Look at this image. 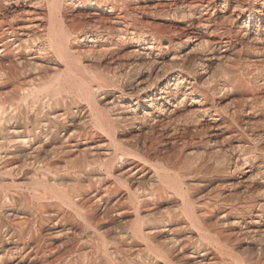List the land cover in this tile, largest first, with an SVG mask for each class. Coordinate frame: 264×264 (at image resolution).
I'll return each instance as SVG.
<instances>
[{
    "label": "rangeland",
    "instance_id": "rangeland-1",
    "mask_svg": "<svg viewBox=\"0 0 264 264\" xmlns=\"http://www.w3.org/2000/svg\"><path fill=\"white\" fill-rule=\"evenodd\" d=\"M121 1L127 5L129 17L111 24L122 15ZM15 3L1 6L2 13L22 18L16 24L30 22L25 18L33 16L28 13L31 10L41 14L44 20L37 22L46 25V5ZM86 4L80 10L69 9L66 15L76 14L75 19L80 18L88 29L102 23L128 31L119 41L104 38L97 46L101 53L83 55L82 60L86 76L110 80L123 75L115 77L113 86L96 93L94 105L99 115L114 125L124 160L114 161L108 172L99 170L94 188L76 189L72 195L78 205L88 206L95 220L90 224L78 216L61 218L52 209L53 200L42 202L48 206V214L36 219L27 210V202L38 205L27 198L34 173L31 165L14 170L16 174L1 175L0 197L13 194L16 200L6 203V208L26 219L29 224L18 229L26 231L28 226L30 232L25 239L29 245L21 251H15L16 243H10L8 236L0 240V263L264 264V212H260L264 208V0H93ZM112 4L117 8L109 13ZM187 36L191 38L186 40ZM158 44L160 48L155 47ZM150 46L153 49H147ZM0 52V62L12 65L9 51ZM48 53L18 58L25 59L15 67L18 82L40 74L52 76L54 70L43 66L53 61ZM174 79L179 82L175 88L171 86ZM166 80H171L169 104L159 107L158 101V106H152L153 122L151 118L124 125L115 122L116 115H130L117 103L135 106L137 112L146 105L135 91L137 86L157 82L156 98ZM7 84L0 87L2 103L13 96V88ZM44 101L39 100L38 108L28 111L30 120L54 112ZM72 110L74 114L66 120L71 131L81 132L84 124L87 131L83 134L89 136L78 140L80 147H95L92 151L98 154L88 152L85 157L110 152V137L94 125L87 103ZM158 119L162 121L157 123ZM48 146L40 150L46 163L51 160ZM158 184L165 193L144 195ZM131 193L138 195V200H132ZM8 212L0 214L2 235L19 219ZM137 227L145 233L143 238L136 233ZM39 233L42 247L32 250L31 237Z\"/></svg>",
    "mask_w": 264,
    "mask_h": 264
},
{
    "label": "bare ground",
    "instance_id": "bare-ground-1",
    "mask_svg": "<svg viewBox=\"0 0 264 264\" xmlns=\"http://www.w3.org/2000/svg\"><path fill=\"white\" fill-rule=\"evenodd\" d=\"M12 1L16 2L15 5L17 6L19 5L18 3H23L22 5H25L24 4L25 2L29 3V5L32 6L35 2H40L41 3V4L39 3L40 5H42V3L44 4V6L46 5L47 8V16H46L47 22L45 21L46 25L42 26L41 22L40 23L37 22V21H41L42 19L44 20V18L43 16H41V14L40 15L35 14L31 10L30 11L27 10L26 13L29 11L28 13L29 14L31 13L33 16L25 18V22L26 21L27 22L30 21V22L24 25H19L20 23L16 24L17 20L18 19L20 20L21 17L18 18L19 16L14 17L15 15L14 16L9 14L6 15L5 13H2L3 6H1V4L3 5L4 3L6 4ZM89 1H93V0H0V51L2 50L4 51V53L5 51H9L10 57L12 58L10 63L12 65H15L14 67L12 65L7 67L5 65H8L9 63L7 64L6 61H5L6 63L0 62V87L2 86L4 87L5 84L9 83L13 88L12 99L9 101L4 100L3 103L2 101L0 102V125L3 124L0 129V177H2L1 175L10 176L14 170H17L25 165H31L33 167L34 173L30 175L31 176L30 182L28 181L29 184L27 187V191H28L27 198H30V200H32L33 202L34 201L37 202L38 205L36 207L35 206L33 207L32 204L28 203L27 201L26 202H27V210L29 212H32L35 215L36 219L38 218L40 219V217L44 215L46 216V214H48L47 213L48 206L42 202L44 201L46 202L47 200H53L52 209H54L55 214H58L59 216H61V218L71 219V217L73 216H78L79 218L85 219L86 222L90 224L93 215L89 213V211H87L86 208L88 206L86 207V205H80L81 203L78 205L76 201H73L72 195L76 192V189H83V187H87L89 189L94 188L96 186V182L98 181V177H99V176L98 177L95 176V174L99 170L103 169L106 172H108L114 161L122 162L124 160L123 158L125 154L123 153V151H120V149L118 148V142L115 139V135H114L115 133L113 130L114 125L110 124L104 117H101L94 105L96 93L100 91V89L102 88H106V87L109 88L110 86H113L114 81H116L117 78H119L120 76L122 77L123 75L120 74L118 76H115L114 74H112L114 76L110 80L97 78L93 76L91 77L86 76L83 71L82 60L84 56L88 57L92 53L95 54L96 52L101 53L102 50L99 51L100 48L98 49L97 46H98V42L102 41L104 38H108L110 41L112 39L113 40L116 39V41H119L120 39H123L124 33H127L128 31L127 30L123 31L122 29H119V27H115V26L109 27L108 26L109 24L108 25L102 23L96 24L95 22H94L95 23L94 26H92L93 28L91 27V29H88L86 25H84L83 21L79 20L80 18L78 19V21L75 19L76 14L75 15L71 14L70 16L66 15V12L69 9H74V8H77L78 10L83 9V3L87 5L86 3H88ZM101 4L96 2V5L98 7ZM121 4L122 6L120 9L122 11V15H118L119 19L117 20H111V24L113 23L117 25L123 23L120 20H124V19L126 20L129 17L127 5L125 4V2L122 1ZM179 6L180 7L183 6V3H181ZM196 6H198V4H196ZM115 8H117L116 5L112 4L109 7L108 12L109 13L113 12ZM174 11L173 13H175ZM78 15L82 16L80 13H78ZM198 24L200 26L204 25L201 23ZM84 26L87 29L83 28ZM89 26H91V24H89ZM190 38L191 37L187 36L186 40H189ZM155 47L160 48L161 45L158 44L155 45ZM147 49L151 50L153 49V47L150 46ZM38 52H46V53L49 52L48 53L50 54V56L48 55L49 58L53 57V61L51 60L52 62L48 61L43 66L51 68L52 72L54 70L53 72L54 74L49 72L53 75L49 76L48 74L45 73L47 76H41L40 74V76L35 75L33 77L27 74L29 78L26 77L27 79L21 81L19 80L20 82H18L17 80L18 76L16 77L15 75V71H16L15 67L16 65L18 66L20 63H22V61H25V59L22 61L20 60L18 61L17 59L18 58L20 59V57L22 56L24 57L29 56L31 53L37 54ZM40 58L37 57V59L39 60ZM30 59L32 60V58ZM26 60L29 65L35 64L34 61H32L33 63L28 61L29 59L27 57ZM36 65L42 67V65L38 63ZM22 68L23 67L21 66V70ZM20 76H22V74H20ZM171 80L165 81L163 89L160 90L161 91L160 95H158V97L156 98H155V93L157 89V82H155L154 84L153 82H151L152 84L149 83V85H147L146 87H138V86L137 88L135 87L136 88L135 91H137L138 95L141 96L140 99L142 98L143 102H145L146 105L143 106L141 112H137V108L135 106L133 107L128 105L126 107L124 104L122 105L120 103L119 104L117 103V105H119V109H123L125 111L129 110L128 113L130 112V115L129 116L126 115L123 117L116 115L115 122H119V124L124 125L125 122L127 121H128L127 123H129V121L134 122L136 120L146 121L149 118H151L153 122L155 118L152 116L150 109L152 108V106H158V101H160L159 107H161V105L163 106V103L169 104L170 88L171 86H174L175 88L179 83L178 79H174V84H171L170 86ZM12 88L10 87V89ZM39 100H45L46 102H49L48 104L50 105L52 111L54 112L50 113V115H47L42 119L40 117L38 120L37 118H35L34 120L32 118V120H30L28 116L29 115L28 111L30 109L32 111V109L38 108L37 103ZM83 102L87 103L89 107V116L92 118L94 125L100 129H105L107 135L110 137L109 146H112L113 148L108 153L105 151L106 153L102 154L103 155L102 157H100L99 155V157H91L90 159H87L86 158L87 156L85 154H87L88 152L93 155L94 154L96 155L97 153L92 151L95 147H91V146H85L84 148L80 147L81 145L79 144L78 140L83 138V136L85 137L88 135L86 133L83 134V130H86L83 129L84 124L81 126L80 129L81 132H78L76 134V132H73L74 130L71 131L70 129L71 124L66 123L68 117L74 114L72 108L73 107L76 108L79 105H83ZM40 106L42 108L43 105L40 104ZM170 113L171 111L168 112V114ZM83 119L85 120V118ZM161 121H162L161 119H158L157 123ZM72 125L74 124L72 123ZM214 127H209V130L211 129L212 131H214V129L216 130V128ZM209 142L211 143V141ZM36 144L39 145L37 147H33ZM45 145H49L48 147H50L51 160L48 161V163H46L47 161H45V159L42 160L40 156L41 153L40 150L42 149L41 147ZM48 149L46 148V151H48ZM43 156L42 158L45 157ZM79 157H82L81 160L79 159ZM30 171L33 172V170ZM14 174H16V172ZM28 175L26 177H28ZM130 184L128 185L129 187L131 186ZM176 190L179 191L180 189L176 187ZM80 193H79V197H80ZM152 193H156L158 195L163 194L165 193V188L162 185L158 184L151 191V193L147 192L144 193V195L150 196L152 195ZM8 194H5L4 196L0 197V214L4 211L7 212L10 211L11 213L8 212L9 216L13 218H19L18 217L19 215L14 213V210L11 209L10 207H9L10 209L7 207L8 210H6L7 209L6 203H14L16 200L13 194H9V195ZM76 195L78 196V194ZM129 196L131 197L132 200H138L139 198V196L134 193H131ZM101 197L102 196L98 197L94 202L100 200ZM64 206H67L68 208L65 209L63 208ZM70 209L72 212L70 211ZM260 212L263 213L264 208H262ZM15 221H13L15 223L12 226L10 224L11 228H7L3 226L4 228L7 229H5V232L3 231L4 235H2L0 231V240L8 236L7 239L11 241L13 240L12 242L10 241V243H14V244L16 243V246L14 248L15 251H21L24 247L26 248V246L28 247L29 245L28 242L25 241L29 227L27 226L28 229L26 231H21L22 230L21 226L24 225L26 226L29 224V222L23 218H19L18 220ZM92 222H95V220ZM18 228H20L21 230ZM136 233H138L142 238L145 236V233L142 232L138 227L136 228ZM34 237H31V241L33 242L32 250L34 248L39 249L41 245L40 233L38 234V236H36L35 238ZM40 252L43 253V251ZM73 262L74 261L66 260L63 262V264H79L77 261L74 263ZM212 263L216 264L217 262L213 261ZM259 264L261 263L259 262Z\"/></svg>",
    "mask_w": 264,
    "mask_h": 264
}]
</instances>
